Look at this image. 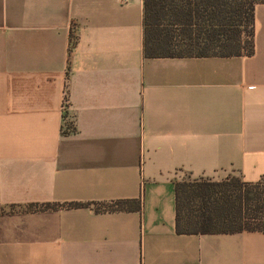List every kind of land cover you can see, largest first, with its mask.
<instances>
[{
	"label": "crops",
	"instance_id": "1",
	"mask_svg": "<svg viewBox=\"0 0 264 264\" xmlns=\"http://www.w3.org/2000/svg\"><path fill=\"white\" fill-rule=\"evenodd\" d=\"M143 15L0 0V264H264V231L178 233L174 191L183 174L264 178V2L249 55L145 57Z\"/></svg>",
	"mask_w": 264,
	"mask_h": 264
},
{
	"label": "trees",
	"instance_id": "2",
	"mask_svg": "<svg viewBox=\"0 0 264 264\" xmlns=\"http://www.w3.org/2000/svg\"><path fill=\"white\" fill-rule=\"evenodd\" d=\"M259 2L264 0H144L143 54L145 57L252 54L254 5ZM76 39L72 34L71 46ZM74 129L72 122H66L64 132ZM174 191L178 233L264 231V178L254 182L238 176L222 180L182 178L174 181ZM63 207H89L97 212L139 211L141 204L139 198L46 202L28 204L25 210Z\"/></svg>",
	"mask_w": 264,
	"mask_h": 264
},
{
	"label": "rangeland",
	"instance_id": "3",
	"mask_svg": "<svg viewBox=\"0 0 264 264\" xmlns=\"http://www.w3.org/2000/svg\"><path fill=\"white\" fill-rule=\"evenodd\" d=\"M229 176H235V175H229ZM229 176H227V177H229ZM182 178H186V179H188V178H190L187 174H183L181 177H180V179H182ZM226 178V177H225ZM225 178H222V179H225ZM222 179H220V180H222Z\"/></svg>",
	"mask_w": 264,
	"mask_h": 264
},
{
	"label": "built area",
	"instance_id": "4",
	"mask_svg": "<svg viewBox=\"0 0 264 264\" xmlns=\"http://www.w3.org/2000/svg\"><path fill=\"white\" fill-rule=\"evenodd\" d=\"M120 1L124 2V1H126V0H120Z\"/></svg>",
	"mask_w": 264,
	"mask_h": 264
}]
</instances>
